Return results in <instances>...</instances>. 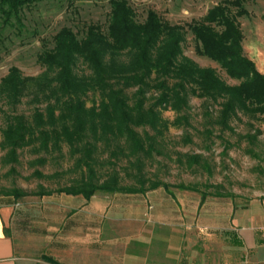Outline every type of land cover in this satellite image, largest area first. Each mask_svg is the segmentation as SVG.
Returning <instances> with one entry per match:
<instances>
[{
	"label": "trees",
	"instance_id": "obj_1",
	"mask_svg": "<svg viewBox=\"0 0 264 264\" xmlns=\"http://www.w3.org/2000/svg\"><path fill=\"white\" fill-rule=\"evenodd\" d=\"M40 1L0 0L2 22L18 20L24 8ZM62 1L71 6L76 0ZM108 4L104 29L90 23L77 34L62 26L51 36L50 46L43 44L36 58L43 67L40 75L24 76L10 66L0 78V104L6 107L0 129L2 163H16L17 151L28 147L33 153L41 152L34 160L41 164L47 153L59 152L65 144L74 167L82 171L79 179L54 189L38 185L28 192L0 187L1 196L17 200L63 193L87 200L95 192L133 194L159 186L167 189V183L148 181L140 174V158L149 156L155 144L154 135L145 128L160 136L166 128L160 112L166 109L176 114L173 123H186V116L180 113L188 107L189 96L215 104V123L221 128H227L238 115L264 120V73L242 53V33L236 19L245 13L240 0H223L187 24L196 54L215 62L236 84H227L214 69L199 67L183 55L182 26L161 20L152 10L137 21L126 0H108ZM153 92H157L156 97L149 102L146 95ZM88 95L92 97L87 106ZM25 96L43 101V109L34 108L29 117L17 112ZM103 151L115 160L118 156L133 157L136 184L120 183L114 169L99 181L96 156ZM187 161L196 163V158L191 156ZM33 173L44 177L37 170ZM173 187L199 193L200 202L207 195L221 196L192 185L179 183Z\"/></svg>",
	"mask_w": 264,
	"mask_h": 264
},
{
	"label": "rangeland",
	"instance_id": "obj_2",
	"mask_svg": "<svg viewBox=\"0 0 264 264\" xmlns=\"http://www.w3.org/2000/svg\"><path fill=\"white\" fill-rule=\"evenodd\" d=\"M126 1L133 9L137 21H142L146 12L152 10L161 20L182 26L185 30L183 55L199 67L214 69L227 84L237 83L228 78L215 62L196 54L195 41L187 30V24L198 20L208 8L223 0ZM240 2L245 13L236 19L242 33V53L253 62L260 73H264V0ZM108 11V0H76L71 6L62 0H43L24 8L18 20L10 18L4 24L0 16V78L10 66L17 67L24 76L40 75L43 67L37 62V54L43 44L51 45V36L60 27L68 26L77 34L90 23L98 24L104 29ZM79 67L81 68V65ZM131 91L132 89L129 90ZM156 94L157 92L147 93L149 102L154 101ZM91 97L88 95L86 99L87 106ZM44 105L43 101H35L32 96H25L17 106V112L29 117L34 108L43 109ZM187 105L188 107L180 113L186 116V123L181 120L177 124L173 123L176 114L166 109L160 112L162 120L166 123V128L160 136L145 128L149 135H154L155 144L149 156H141L140 174L148 181L167 183L172 191L170 188H176L173 185L181 183L192 185L211 195L221 193V196L217 197H223L225 203L230 199L237 205L252 206L264 225V120L260 117L238 115L229 121L227 128H221L215 123V104L203 98L189 96ZM5 111L6 107L0 104V129L3 127ZM135 130L143 136L140 128ZM3 154L4 151L0 149L2 188L17 187L28 192L41 185L45 189H54L79 179L82 172L74 167L73 158L68 154L65 144H61L59 152L47 153L45 161L41 164L34 162L41 152L33 153L28 147L17 151V162L14 164L2 163ZM191 156L196 158V163L188 164L187 159ZM117 158H110L107 151L97 153L96 174L99 181L108 177L114 169L120 183L136 184L135 159H126L123 156ZM109 161L115 163L111 165ZM35 170L41 172L44 177L35 176ZM156 189L158 190V187ZM95 193L101 199L103 196L118 194ZM61 196H64L63 193ZM0 198L10 204H16L5 232L14 240L18 253L40 258V255L46 253L42 242L44 233L53 232L58 225L54 223V226L49 228L46 223L47 214L44 208L48 197L25 196L13 200L10 196L0 195ZM156 200L158 201V195L155 194L154 201ZM123 202L125 201H116L113 206L122 207ZM58 210L57 206L55 212L51 211L55 213L53 218L56 222L59 218ZM64 212L67 211L63 210L62 213ZM127 222H112L104 229L112 235L133 231L135 227ZM152 230L158 234V225L153 226ZM186 240L184 253L192 250L194 257L200 260L204 258L208 264H217L219 260L227 261L229 253L226 246L231 242L223 239L221 235L209 234L196 240L192 238L189 244H185ZM151 247V264H169V261H163L161 258L159 251L162 246L158 241L151 243Z\"/></svg>",
	"mask_w": 264,
	"mask_h": 264
},
{
	"label": "crops",
	"instance_id": "obj_3",
	"mask_svg": "<svg viewBox=\"0 0 264 264\" xmlns=\"http://www.w3.org/2000/svg\"><path fill=\"white\" fill-rule=\"evenodd\" d=\"M170 189L173 191L159 186L158 190L102 199L94 193L87 200L79 195H48L46 223L49 228L58 225L53 232L44 233L46 253L40 258L18 253L14 240L5 232L16 204L0 198V264H52L42 257L59 264H151V243L156 241L162 246L161 258L169 264H208L204 258L194 257L192 250L184 253L183 249L184 240L189 244L190 239L209 234L231 242L226 246L227 261L217 264H264V225L252 206L237 205L230 199L225 203L223 197L209 195L200 202L194 191ZM119 200L125 202L115 208ZM57 206L58 222L53 218ZM119 220L128 221L135 229L114 235L104 229ZM156 225L158 234L152 230Z\"/></svg>",
	"mask_w": 264,
	"mask_h": 264
}]
</instances>
